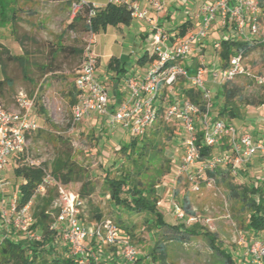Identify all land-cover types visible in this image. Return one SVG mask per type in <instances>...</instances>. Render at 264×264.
<instances>
[{
	"label": "rangeland",
	"instance_id": "374dc122",
	"mask_svg": "<svg viewBox=\"0 0 264 264\" xmlns=\"http://www.w3.org/2000/svg\"><path fill=\"white\" fill-rule=\"evenodd\" d=\"M204 1L211 2V0ZM16 4L20 9L16 26L17 35H10L9 40L16 42L20 49L19 55H14L13 47L5 48L10 55L23 56L27 60L28 71L24 77L22 69L17 63L5 61V57H2L5 74L0 66V79L2 80L5 75L12 84L3 89L1 99L7 107L12 108L13 97L18 90H23L26 93L38 92L40 95L39 104L43 107L46 115L42 116L36 110L37 122L40 129L47 133L42 134L39 139H36V133L29 138L28 150L31 161L50 163L58 155L67 154L74 164L84 170L83 183L95 186V192L85 198H81L79 195L81 183H70L63 186L67 192L83 199L86 215L83 221L86 226L91 218V206L100 209L104 219L114 223V214L111 211L108 196L102 195L104 192L102 180L105 172L114 175L115 171L111 170V163L113 160H120L122 156L118 151L119 146L128 143L130 136L120 126L108 127L104 123V121L107 122V119L101 121L94 114L78 124L70 125L71 92L73 93V81L80 65L86 33L79 28L76 30L67 29V25L72 20L70 18L71 6L63 0H16ZM175 5V14L169 23H175L176 28L178 23L188 17L191 20L197 19L198 5L194 0H175ZM258 21L261 33L264 29V8L263 11H260ZM217 23H214V26L210 28L206 39L201 44L204 45V48L199 52L202 58L195 57L197 66L202 63L207 69L208 61L218 63L214 42L219 43L218 36L223 32V28L216 27ZM135 24L136 21L132 20L129 26H120V28L107 26L104 31L95 36L92 51L94 56L99 58L100 66L99 64L98 66L101 70L106 68L111 58H117L121 64L133 66L136 64L137 55L140 52L145 49L151 52L153 44L151 26L141 25L138 32L142 33V36H139L134 33ZM164 27L173 29L168 22L164 24ZM145 34L147 35L145 36ZM243 35L247 37L248 31L244 30ZM216 39L217 41H215ZM249 43L257 47L243 56V67L249 74L264 76L263 52L258 48L259 43L257 40L249 41ZM60 45L62 46L61 50L58 47ZM51 49L58 50V53L55 55L49 53ZM74 51L80 53L77 54ZM42 66L51 68L52 71L43 73L40 69ZM137 71L141 72V69L139 68ZM179 82L181 80L176 82L172 91L173 96H170V99H184L179 97V92L183 87L189 88V84ZM207 87L211 97L214 96L218 86L208 84ZM227 87H235L239 91L240 100H236L238 117L231 120L229 118L221 119L238 129L247 130L256 140L264 143V89L243 76L237 77ZM107 88L110 91L109 85ZM166 94L167 92H162L160 96L158 120L161 119L163 107L167 103ZM216 114L217 109L213 111V115ZM169 126L174 129L175 138L167 143L166 149L168 155L171 156V167L174 169L183 157L184 134L178 124L170 123ZM7 168L4 175L9 185L5 187L3 198L5 202L3 204L0 198V213L2 211L6 216H9L13 188L18 182L13 175L12 164L9 163ZM195 173L196 170L192 169L191 174ZM195 179L200 183L198 192L192 190V185L186 178L181 177L175 182L172 174L163 180L158 188L160 200L157 207L162 213L165 223L173 227L193 224H188L186 220L190 215H185L184 219H178L172 208V203L180 206L183 198L187 197L190 213L195 211L198 225L204 231L215 236L219 248L231 254L237 263L244 264L247 260L244 255L245 246L239 245L238 240L239 238H244L246 242L254 240L253 233L246 227L247 209L229 196L228 186L233 184L241 192L243 187L254 183L260 187L264 196V158L259 156L252 158L247 166L241 167L236 176L227 177L224 182H215L214 185L211 183L210 186H207L203 178L195 176ZM47 188L52 187L48 186ZM254 199L258 200V197L254 196ZM122 217L130 219L138 230L134 238L131 239V244L138 252V256L132 264H223L221 256L209 248L204 238L191 237L178 244L175 241L177 230L167 228H162L158 233L165 235V240H160L165 248L163 256L152 261L147 255L154 246L157 234H154V231L153 233L147 231L146 219L142 216L129 217L127 214H122ZM0 221H2L1 217ZM7 229L9 230V228ZM16 232L23 234L22 231L16 230ZM5 233L7 234L6 227L2 221L0 235L3 236ZM24 236L27 234L25 233ZM256 237L262 239L264 243V232ZM106 250L109 249L105 248L103 253ZM139 258H144V261L136 262Z\"/></svg>",
	"mask_w": 264,
	"mask_h": 264
},
{
	"label": "built area",
	"instance_id": "2783aa9c",
	"mask_svg": "<svg viewBox=\"0 0 264 264\" xmlns=\"http://www.w3.org/2000/svg\"><path fill=\"white\" fill-rule=\"evenodd\" d=\"M167 0H108L113 5L124 6L130 12L132 20L147 22L153 33L151 55L155 56L142 74H132L123 81L126 92L125 98L115 111L108 110V93L104 84L97 77V57L92 48L95 43V34L86 33L85 45L81 53L80 65L74 80L77 90L76 103L71 108L70 125L78 124L90 115L107 119L109 126H120L132 136H141L158 120V103L162 92L173 96V89L178 80L189 84V88L198 90L202 98V106L191 103L186 99H173L168 102L162 111L161 118L167 122H177L183 130V157L175 168L174 180L186 178L192 185V190L198 192L200 183L195 176L204 179L206 171H214L218 166L230 162V171L233 176L238 174L241 167L256 156L264 158V143L257 141L247 131L237 130L234 125L222 120L211 119V94L206 86V68L201 63L190 74L182 66L183 61L191 54L194 48L201 45L215 21L222 25H231L238 34L244 30L253 36L264 39V29L260 33L258 0H216L213 3L203 4L198 13L199 24L196 30L187 32L183 37L177 38L174 43L168 44L167 34L150 18V13L161 14L165 12ZM89 3L79 0L71 5L70 18ZM92 6L88 15H94ZM219 43L214 44L218 48ZM243 75L253 79L256 85L264 88V76H255L245 71L243 57L233 56L225 68L212 73L219 83L233 81L237 76ZM170 94V95H169ZM36 94L29 96L23 90H18L13 97V107L6 108L0 104V173L16 157L28 150L26 134L38 128L35 115ZM199 135L208 147L228 145L219 156L199 162V148L197 146ZM32 163V162H31ZM195 169L196 173L191 174ZM204 181V180H203ZM207 186L212 179L205 181ZM3 184L0 181V187ZM57 187L59 198L55 206L59 208L57 222L64 226V241L69 246L70 253L78 257L77 264H97L98 257L92 256L91 261L85 259L84 243L94 241L103 247H119L120 258L124 264H132L138 256L136 248L121 236L120 231L110 221L87 225L83 221L85 204L75 194L67 192L62 185L55 183L47 177L39 188L44 193L48 187ZM17 194L12 197L9 216L0 213L5 226L27 234L30 239L35 234L28 233L27 229L32 223L29 207L19 210L15 208ZM172 208L178 219H184L185 214L179 205L172 203ZM189 223H197L195 211L186 219ZM239 245L245 246V257L249 264H264V243L261 240L239 238Z\"/></svg>",
	"mask_w": 264,
	"mask_h": 264
},
{
	"label": "trees",
	"instance_id": "16d2710c",
	"mask_svg": "<svg viewBox=\"0 0 264 264\" xmlns=\"http://www.w3.org/2000/svg\"><path fill=\"white\" fill-rule=\"evenodd\" d=\"M46 1H62V0H46ZM69 6L77 3L79 0H63ZM264 0H258L259 14L260 10L263 11ZM92 4L88 7H83L75 16L74 19L67 25V29L76 30L81 29L85 33L91 32L97 35L99 32L104 31L107 26H129L132 19L130 12L124 6L113 5L107 3L104 7L95 8L94 15L89 16L88 11L92 8ZM71 8V7H70ZM20 9L17 7L16 0H0V26L10 27L11 33L17 35L16 26L18 24V12ZM192 25L187 21L178 27V38L183 37ZM224 29L232 27L229 24L224 26ZM18 39V38H17ZM20 42V40L18 39ZM62 49V46H58ZM257 46H253L248 41L228 37L219 40V47L217 49V56L221 62V68L227 67L229 60L240 54L242 57L247 53L252 52ZM259 49L262 50V60L264 61V44L259 43ZM49 53H58V50H53ZM79 54L80 52L74 51ZM17 63L21 69L23 76L27 75V60L23 56L10 55L8 50L0 45V66L4 73V61ZM155 56L148 55L147 52L143 53L136 63L144 65L154 61ZM43 73L52 71L51 68L42 66L40 68ZM106 69L114 72L117 76L124 73V64H121L117 58L109 59ZM189 72V70H187ZM5 74V73H4ZM191 74V72H190ZM239 75L237 77H242ZM236 77V78H237ZM250 79L246 76H243ZM235 78V79H236ZM234 79V80H235ZM75 80V79H74ZM254 82L253 79H250ZM232 82V81H231ZM231 82L222 83L217 87L214 96L211 98L210 116L211 119L229 118L235 119L238 117V105L236 100H240L239 91L233 87L228 88ZM181 83V82H179ZM255 83V82H254ZM10 80L4 75L0 80V104L8 108L4 101L1 99V93L5 87L11 86ZM256 84V83H255ZM263 88V87H262ZM264 89V88H263ZM71 92V105L76 103L77 90L74 86ZM29 96L36 94L35 99V115L36 110L42 116H45L43 107L39 104L40 95L38 92L28 93ZM200 106L202 111L205 109L202 106L201 94L198 90L187 88L180 90L179 97ZM216 96V97H215ZM167 103L171 102L170 96L166 94ZM166 103V104H167ZM217 109V114L213 117V111ZM38 124V122H37ZM170 123L165 122L162 118L148 128L141 136H130V140L126 144L119 146V153H121L120 160H113L111 163V170H114V175L105 172L102 180L103 196H108V201L111 206V211L114 214V226L120 231L121 236L131 243V239L136 235L137 227L130 219H123L122 214H127L129 217L142 216L146 219V229L149 233L157 234L153 248L148 252L147 257L151 260H158L162 258L164 247L161 244L165 240V235L159 233L162 228L176 229L177 237L175 241L181 244L191 237L204 238L209 248L216 252L222 258L223 264H239L235 261L231 254L219 248L216 243L215 236L206 232L201 228L198 223H193L189 226H169L165 223L162 213L157 207L160 200L158 188L163 180L169 176L174 175L175 168L172 169L171 156L168 155L166 149L167 143L175 138L174 129L169 126ZM172 124H178L172 122ZM236 128V127H235ZM237 130H241L236 128ZM36 133V139H39L42 134L47 131L38 128L26 134L29 140L32 134ZM184 138V137H183ZM255 139V138H254ZM256 140V139H255ZM258 141V140H257ZM197 146L199 148V162L195 166H199L205 160L219 156L222 150H226L228 145L226 143L220 146L208 147L199 135ZM217 150V151H216ZM258 157V156H256ZM254 157V158H256ZM252 159V158H251ZM250 159V160H251ZM32 162V163H31ZM250 161L246 162L243 166H247ZM12 171L14 178L19 180L17 186V199L15 202L16 210L25 206L29 207L32 223L29 225L27 232L35 234L36 238L30 239L25 236L24 240H20L22 235L16 232L12 227H9L7 234L0 235V264H77L78 257L72 255L69 246L63 239L65 228L57 222L59 215V208L55 206L59 193L57 187L46 188L44 193L38 190L44 184L47 177H50L55 183L65 186L70 183H81L79 195L85 198L95 192V186L83 183L84 170L74 164L67 154L58 155L50 163H36L31 161L29 157V150L22 155L16 157L12 162ZM242 166V167H243ZM230 171V162L218 166L214 171L204 173V181L212 179L215 182H224L227 177H232ZM229 196L248 211L247 229L251 231L254 240H259L256 236L264 232V196L262 190L257 184H250L240 189L229 184ZM258 197V200L254 199ZM83 200V199H82ZM184 214L191 215L189 202L187 197H184L180 204ZM90 223H99L101 221H110L104 219V215L95 206L90 207ZM86 218L85 212L82 219ZM111 222V221H110ZM5 225V224H4ZM107 248L105 253L103 250ZM85 259L92 260V256L98 257L97 264H124L120 258L119 248L117 247H103L94 241L84 243ZM156 256V257H155ZM158 256V257H157ZM144 261V258H139L136 262ZM244 264H249L248 261Z\"/></svg>",
	"mask_w": 264,
	"mask_h": 264
},
{
	"label": "crops",
	"instance_id": "0c3cea01",
	"mask_svg": "<svg viewBox=\"0 0 264 264\" xmlns=\"http://www.w3.org/2000/svg\"><path fill=\"white\" fill-rule=\"evenodd\" d=\"M83 1H85V2H87L89 4H92L93 6H95L97 8L104 7L108 3V0H83ZM194 1L198 5V13H199L200 7L203 4L208 3L207 1H204V0H194ZM214 1H216V0H211L210 3H213ZM175 8H176L175 0H167L166 1V6H165V12L164 13H161V14H153L152 12L150 13V18L152 19V21L155 22L156 25H158L167 34V36H168V44L174 43V41L178 38V36H177V34H178V27L181 24H183L184 22H187L188 21L192 25V27L188 30V32L189 31H192V30H196L197 27H198V24H199V19H198V16H197V19L196 20H191V18H189V17L186 18V19H184L182 22L178 23V27L177 28L175 27V23L172 22L171 23L172 25H171L169 22H170L171 18L174 17ZM166 22H168V24L171 27H173V29H172L173 31L170 30V29H165L164 24ZM216 22H218V21L213 22L212 23V26H214V23H216ZM135 25L136 26L133 29L134 30V33L136 35L142 36V33H139L138 32V29H140V26L141 25H144L145 27H148V25H150V24L147 23V22H139V21H136V24ZM218 26H220V27L223 28V32L220 33V36H218V41L221 40V39L228 38V37H233V38L242 39V40H245V41H248V42L249 41L251 42L252 40H257L258 43H263L264 44V39L261 38L260 36L257 37V36H253V35L248 34L247 37L246 36L244 37L243 34H241V35L238 34L235 31V29L232 28V27H228L227 29H224L225 28L224 27L225 25H222L220 22L217 23L216 27H218ZM118 28H120V26H118ZM2 35H4V37H2ZM10 35L12 36L10 27H1L0 26V45L6 47L7 49H10V48L13 47V49H15L14 50V55H19V50L20 49L18 48L16 42H13V41L9 40ZM146 35L147 34H145V36ZM2 38H4V39H2ZM215 41H217V39ZM214 44H215V42H214ZM203 46L204 45H199L196 48H194L193 51L191 52V54L182 63V66L185 67L186 70H189V72H191V73H193L196 70V68L198 67L197 66V60L196 59L197 58L198 59H201L202 58L201 55L199 54V52H201V49L204 48ZM145 52H147L149 56L151 55V52H149L148 50L145 49L143 52H140L137 55L136 61ZM204 54H206V53H204ZM195 57H197V58L195 59ZM98 59L99 58L97 57V62H98ZM98 64L100 66V61L98 62ZM98 64H97V72H96L97 73V77L99 78V80L102 83L107 82V83H104L105 84L104 86L106 87L107 93H108V99H109V102H108V110L110 112H112V111H115L118 108L119 104L125 98L126 92H125V90L123 88V81L125 80V78H127L128 76H130L132 74L133 75L134 74H142L144 72V70L147 68V66L150 63H146L144 65H138L136 63L133 66L124 65V70L125 71H124V73L120 74L119 76H117L114 72H111V71L107 70L106 68L104 70H101L100 67L98 66ZM207 64L209 66L207 65L206 74H205L206 86H208V84H214V85H217L219 87V85H220L219 80L213 78L212 73L214 71H216V70L221 69V62L218 59V63H215V62L212 63V62L208 61ZM139 68L141 69V72L137 71ZM107 85L110 86V91H108ZM214 116L215 115H213V117ZM99 118H100L101 121L102 120L103 121L106 120L104 117H99ZM104 123L108 127H112V126H109L106 121H104ZM241 130L242 131H247L245 129H241ZM7 167L0 173V181L3 184V186L0 187V198L2 199L1 200V203L2 204L5 202L3 200V198L5 196L4 195V193H5V187L9 185V182L6 180L5 175H4L5 174V171L8 170ZM17 182L19 184L20 181L17 180ZM18 184L13 188V195L18 193V191H17ZM1 213H2V211H1ZM1 222L2 221H0V223ZM87 224L89 226L91 225L90 222H88ZM5 227H6V232H7V230H8L7 228H9L10 226H5ZM258 235H260V233ZM24 238H25V236L22 235L20 237V240H24ZM256 238L259 239V240H261L263 242V240L260 239L259 237H256Z\"/></svg>",
	"mask_w": 264,
	"mask_h": 264
}]
</instances>
